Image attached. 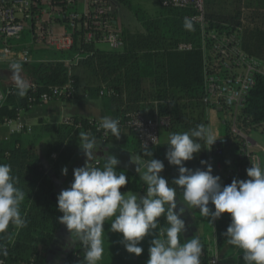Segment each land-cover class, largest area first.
I'll use <instances>...</instances> for the list:
<instances>
[{
  "label": "trees",
  "instance_id": "obj_1",
  "mask_svg": "<svg viewBox=\"0 0 264 264\" xmlns=\"http://www.w3.org/2000/svg\"><path fill=\"white\" fill-rule=\"evenodd\" d=\"M111 1L130 8L128 0ZM220 2L204 0L205 17L210 29L219 33H231L235 28L241 27V21L244 20L241 18L240 0ZM222 7L225 8V13L221 15L219 11ZM245 8L251 9L252 12L249 18H245L247 22L244 20L242 49L246 55L264 62V0H246ZM188 14L186 10L161 6L153 17L136 12L134 15L141 30L130 31L121 27L123 41L121 51L99 50L94 44L82 45L76 37L73 51L83 50L84 58L69 69L59 62L22 66L29 85L35 90L29 89L24 97H20L16 88H10L12 92L0 107V125L5 120L16 119L19 111H27L39 105L40 95L70 83L74 99L102 98L107 103L112 118L119 120V129L126 128L128 115L135 112H141L146 116L156 114L167 119L169 126L165 131L168 136L173 132L189 131L199 124L207 127L206 109L202 104L205 65L200 50L201 38L198 27L194 24L193 30L185 29V16ZM112 17L115 19V14ZM180 43H191L192 51L178 52L176 47ZM107 90H112L113 94L107 95ZM102 91L105 92L100 96ZM28 95L34 99L33 102L28 101ZM92 122L94 121L71 118L67 124L63 122L43 127L45 132L53 136L50 145L52 151L57 154L53 164L55 177L61 175V169L78 149L80 132H88L98 141L102 139L104 130L94 127ZM237 126L243 133L257 132L264 137L263 77L255 78ZM111 137L109 132L105 143H110ZM224 137L230 143L223 148L222 156H216L213 148L201 150L194 154L193 160L185 162V165L193 170L197 168L203 170L204 166L200 161H208L212 165V174L220 176L222 185L230 184L234 178L248 179L246 161L239 157L243 141L229 134L227 130ZM17 144L18 141H13L12 144L0 142V163L11 166V175L18 180L16 186L25 192V200L20 210L26 220V226L17 230L10 224L7 232L0 234V245L7 250L6 256L0 254V261L3 264H45V253L60 227L58 218L62 213L57 210L54 185L45 174L36 149L23 148ZM201 145L202 148L207 147L203 141ZM155 150L157 153L154 154V159L162 160L165 164L161 176L168 180L171 187H176L171 181L178 176V171L176 166L169 165L165 159L167 145H159ZM263 158L264 155H260V160L263 161ZM217 162L222 166L223 173L214 170ZM98 163L97 167H102L104 161ZM116 171H123L128 178V183L120 189L121 192L146 193V186L137 176L118 167ZM226 172L229 174L224 176ZM177 198L183 202L179 188ZM190 210L193 213L199 211ZM158 221L161 229L168 227L164 216L158 218ZM229 224L230 215L222 214L219 219L209 224L208 233L202 235L204 264L208 261L210 245L213 244V247L219 250L227 244L223 233ZM157 233L158 229L142 240L140 246L143 252L140 256H135L125 251L121 243L122 234L110 232L107 240H104L105 252L99 264H147L148 248ZM208 239L211 243L207 241ZM180 242L183 244L182 237ZM83 256L84 249L79 244L66 257L64 264H81ZM236 264H244L242 253Z\"/></svg>",
  "mask_w": 264,
  "mask_h": 264
},
{
  "label": "clouds",
  "instance_id": "obj_2",
  "mask_svg": "<svg viewBox=\"0 0 264 264\" xmlns=\"http://www.w3.org/2000/svg\"><path fill=\"white\" fill-rule=\"evenodd\" d=\"M184 27L193 30L188 19ZM10 67L17 95L24 97L30 85L20 75L21 64L12 63ZM100 128L105 135L110 132L116 139L121 136L118 119L102 117ZM217 139L204 124L169 134L165 159L177 168L178 176L171 181L176 187H171L160 175L164 161L151 158L152 152L143 144V156L131 157V161L146 185V193L137 195L130 191L131 194L125 195L120 189L128 183V178L123 171H116L118 158L107 154L102 167L94 166V162L98 163L96 153L101 142L88 132H80L78 146L85 163L73 169V180L57 195L56 206L62 213L59 223L66 227L71 243L84 249L81 264H99L102 260L104 224L108 220H111L109 231L122 234L125 251L135 256L143 252L142 240L158 229L148 248L147 264H201L203 246L199 237L180 242L182 233L188 231L183 214L189 209H198L210 224L222 214H229L230 224L223 233L227 244L240 250L244 264H264V168L251 166L246 169L248 179L234 178L230 184L222 185L220 176L212 174L208 161H200L203 170L185 165L194 159V154L211 150ZM201 141L206 148H202ZM11 172L9 164L0 163V234L7 232L10 224L17 230L26 226L20 210L25 192L16 186L18 180ZM67 172L66 167L61 169L62 175ZM177 188L183 197L179 208ZM162 216L168 224L165 229L159 226L158 218ZM0 254L7 255L3 245Z\"/></svg>",
  "mask_w": 264,
  "mask_h": 264
},
{
  "label": "built area",
  "instance_id": "obj_3",
  "mask_svg": "<svg viewBox=\"0 0 264 264\" xmlns=\"http://www.w3.org/2000/svg\"><path fill=\"white\" fill-rule=\"evenodd\" d=\"M111 0H0V73L2 70L12 72L11 64L20 63L21 67L28 64L59 62L67 69L83 60V50L74 52L75 38L80 44L107 46L108 51H121L123 48L121 29L117 25ZM162 8L186 10V19L198 27L204 57L205 75L203 83L202 104L206 111L216 113L221 120L225 132L243 141L239 157L246 161V168L260 167V158L250 151L252 141L247 138L237 126L238 118L245 106L248 94L254 85L255 78H264V62L248 56L241 48L239 31L219 33L210 29L205 18L204 0H161ZM191 43H180L178 52L192 51ZM38 50H51L62 54V60H38L32 56ZM71 54V56L68 54ZM15 88V87H13ZM29 89L35 90L33 86ZM9 89L2 91L0 86V107L4 104ZM105 91L100 92L103 96ZM113 94L112 90L106 91ZM28 95V101L34 99ZM73 89L70 83L62 88L52 89L49 93L39 96L40 104H46L56 99H72ZM5 120L2 126L10 129L12 134L30 132L20 118ZM66 124L70 120L64 121ZM100 128V123L92 122ZM126 128L130 130L143 152V144L148 149L159 145V135L169 126L167 119L146 116L135 112L127 117ZM107 135L102 133V143ZM230 143L226 137L216 140L211 147L218 157L223 155V148ZM99 163L94 162V166ZM214 170L223 173L219 162ZM229 172L224 173V176ZM0 264H3L0 261ZM207 264H222L217 249H209Z\"/></svg>",
  "mask_w": 264,
  "mask_h": 264
},
{
  "label": "crops",
  "instance_id": "obj_4",
  "mask_svg": "<svg viewBox=\"0 0 264 264\" xmlns=\"http://www.w3.org/2000/svg\"><path fill=\"white\" fill-rule=\"evenodd\" d=\"M233 1L237 2V0H233ZM237 4L238 3H236V5ZM239 5L244 9L246 5V0H240ZM112 6L115 14V21L117 25L120 27V21H121V19L119 18V16L121 17L120 9L118 8V4L115 2H113ZM241 24L242 26L237 27L234 31H239L240 44L242 48L243 30L245 24L244 20L241 21ZM244 53L246 54L245 51ZM20 75L28 82L23 71H21ZM0 86L2 91L15 87L14 82L12 80V72L6 70L1 71ZM208 112L209 111H206V116ZM214 114L216 115V113ZM105 116L112 118L111 111L107 107V103L102 98H98V97L93 99L72 98L65 100L56 99L46 104L33 106L27 111H23L20 114V118L23 124L30 128V132H25L21 134H12L9 128L0 125V142H9V144H12L13 141H18L17 146H21L23 148L34 147L41 161L43 170L45 174L51 179L54 185V190L58 195L61 190L69 187V185L73 180V175H72L73 169L83 166L85 163V157L83 156V153L78 147V149L74 152L72 159L65 166L68 169L67 175L61 174L60 176L55 177L53 173V164L57 159V154L54 151H52L50 145L53 140V136L45 132L43 130V127L45 125H58L66 120H70L71 118H82L89 121L100 123V119ZM216 118L223 131V133L219 137L222 138L225 135V130L221 126L218 116ZM120 131L125 132L126 135L122 136L118 142L111 143V145H109L107 143H102L100 141L101 148L96 153V155L98 156L97 161H104L103 157L107 156L108 151H110L109 154L116 156L120 161V164L117 166L118 168L131 172L132 174H134L139 178V174L135 170L136 165L132 163L131 157L135 158L138 155L143 156V152H141L138 149L136 139L132 134V132H130L126 128H120ZM161 132H163V138L162 140L160 139L159 145L167 144L169 137L168 133L165 130H162ZM251 141H252L251 143L252 147L259 148V146H257L255 141L253 140ZM143 158L148 159L147 156H144ZM260 167L264 168V158L263 161L262 159L260 160ZM121 193L122 194L125 193V195L131 194V192H121ZM133 193H136L137 195H143L138 192H133ZM176 199L179 208L180 206H182L181 205L182 201H180L178 198ZM183 219L185 220L186 227L188 229L186 233H182L181 235L183 243L185 242V239H191L192 237L195 236H198L201 241V237L203 235V228L199 220L196 218L195 213H193L190 209L186 210L185 213L183 214ZM209 240L210 239H208L207 241L209 242ZM78 245L79 244L74 245L71 243L70 236L66 227L60 223V227L56 235L54 236L51 245L47 249V252L45 253V264H64L66 257L70 253H72ZM214 247L212 244V246L210 245L208 249ZM240 253H241L240 250L228 244H226L223 248L217 250L218 257L222 264H236ZM201 264H204L203 252L201 256Z\"/></svg>",
  "mask_w": 264,
  "mask_h": 264
},
{
  "label": "rangeland",
  "instance_id": "obj_5",
  "mask_svg": "<svg viewBox=\"0 0 264 264\" xmlns=\"http://www.w3.org/2000/svg\"><path fill=\"white\" fill-rule=\"evenodd\" d=\"M130 3V9L124 7L121 4H118V8L120 9L121 12V17L119 16V18L121 19L120 21V27L122 26L124 29H128L130 31H134V30H141V27L137 21V18L135 17L134 13L138 12H143L145 15L149 16V17H153L155 15V12L159 9L160 7V0H128ZM221 1L220 3H222L223 0H219ZM219 7V6H218ZM221 7V6H220ZM224 7H222L219 11V13L222 15L224 14ZM247 8H241V18L245 20V22H247V20L245 18H247L250 13L252 12L251 9H247ZM119 12V13H120ZM206 18V17H205ZM249 18V17H248ZM263 18V17H262ZM207 20V19H206ZM208 21V20H207ZM236 29V28H235ZM97 48L99 50H107V46L106 45H102L99 44L97 45ZM63 55L51 50H38L35 54H33L32 58L34 61H38V60H52V61H58V60H62L63 59ZM217 116L212 112L209 111L207 114V128H209L212 133L219 138L221 136V134L223 133L222 128L220 127L218 120L216 118ZM220 123L221 120L219 119ZM223 127V126H222ZM121 132V136L119 139L114 138L113 136L111 137V141L110 143H108L109 145H111V143H115L118 142L122 136H125L126 133L125 132ZM247 138H249L250 140H253L256 142L258 147H252L250 148V151L252 153H255L256 155L259 156L260 155H264V137L257 133V132H251L249 134L243 133ZM163 138V132L160 133L159 135V143H160V139L162 140ZM159 146V145H158ZM156 149V148H155ZM152 149L151 152L152 157L151 158H155L154 154L157 153L155 152L156 150ZM110 153V151H108V154ZM195 216L196 218L199 220V222L202 225L203 228V235L208 233V229H209V219L208 218H203L200 216L199 211L195 212ZM110 223L111 220H108L105 222L104 224V240H107V237L110 235L109 229H110ZM157 231V230H156ZM153 238V237H152ZM150 238V239H152ZM145 239V238H144ZM143 239V240H144ZM149 239V238H147Z\"/></svg>",
  "mask_w": 264,
  "mask_h": 264
}]
</instances>
